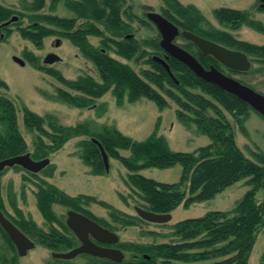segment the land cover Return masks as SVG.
Listing matches in <instances>:
<instances>
[{
    "label": "trees",
    "instance_id": "1",
    "mask_svg": "<svg viewBox=\"0 0 264 264\" xmlns=\"http://www.w3.org/2000/svg\"><path fill=\"white\" fill-rule=\"evenodd\" d=\"M47 1L48 12L44 13L42 11ZM129 1L30 0L23 2L21 11L0 4V23L9 20L13 14H18L19 20L27 19V25L17 31L37 49L42 48L44 39L59 36L67 39L94 65L99 81L89 75L67 80L59 72L41 64L36 56L24 53L32 68L54 77L62 85L63 88L57 89L61 101L76 108H87L94 104L95 99L110 91L118 105L123 103L124 98L129 103L145 98L163 109L168 104L161 94L163 93L178 105L177 120L186 127L194 125L200 134L209 138L210 143L190 153L176 152L170 149L165 137L158 134V123L146 139L136 141L109 126H104L99 131H91L86 124L62 126L53 116H40L22 106L24 126L28 131L38 133L30 153L18 128L14 102L0 95V161L26 153L33 160H42L67 141L84 136L86 139L80 144L82 161L90 168L92 175H102L106 172L100 150L94 142L96 140L108 158H117L130 172L126 183L140 192L144 201L141 208L158 214H169L180 204L188 207L193 203L212 199L227 187L249 178V190L232 210L211 211L202 217L178 222L172 228L170 242L158 245L117 244L122 251L131 254L124 256L121 262L81 255L88 259V264H171L177 261L248 264L258 232L264 226V202L256 200L257 192L264 188V153H255L254 160L243 154L223 111L240 125L250 112L255 111L235 96L199 78L175 58L162 56L159 33L155 37L138 40L133 23L143 26L152 23L147 20L145 13L143 19L135 16ZM160 1L163 5L162 16L178 27L180 37L182 31L192 32L254 57L264 69V46L238 40L231 34V31L247 27L264 35L263 23L256 20L250 10L214 9L213 16L222 27L218 29L192 4L184 5L178 0ZM60 3L72 17H60L53 13ZM141 8L145 12L149 11L148 6ZM257 11L264 12V9L257 7ZM129 35L131 36L127 37ZM90 37L99 39V46L92 45ZM181 47L194 55L204 68L213 66L219 69L220 64L215 59L202 55L192 43L186 41V45ZM147 49H151L152 53ZM110 53L135 63L146 58L145 63L149 65V69L141 70L140 76ZM153 56L165 58L172 76L162 65L152 60ZM0 88L7 89V84L1 79ZM196 90L199 93H195ZM120 150H127L130 155L121 156ZM176 164L182 167V174L180 181L173 184L159 183L135 173L145 168L167 169ZM13 168L21 169L19 166ZM1 175L2 172L0 178ZM184 184H188V193L182 188ZM35 198L43 218L50 224L53 223L47 232L28 220L19 209L15 208L18 218L9 217L1 196L0 211L20 231L27 236H35L40 245L53 252L77 246V240L65 222L58 220L54 214V204L81 213L111 231L115 227L94 216L86 208L88 205L98 204L108 210L110 218L123 227L144 223L137 215H126L92 196H70L45 180L37 184ZM0 237L10 249L7 254L4 248H0V264H17L16 250L1 227ZM54 260L57 263L70 262ZM259 264H264V255Z\"/></svg>",
    "mask_w": 264,
    "mask_h": 264
},
{
    "label": "rangeland",
    "instance_id": "2",
    "mask_svg": "<svg viewBox=\"0 0 264 264\" xmlns=\"http://www.w3.org/2000/svg\"><path fill=\"white\" fill-rule=\"evenodd\" d=\"M24 1L29 2L30 0H0V4L21 11ZM178 1L184 5L192 4L196 6L210 24L218 29H222V27L213 16V10L217 8L250 10L253 17L264 25V12L257 11L258 2L255 0ZM48 3L47 1L46 7L42 12H48ZM129 3L132 5V11L135 16L141 19H143L144 13H147L141 6H148V12L159 14H161L163 6L160 0H130ZM53 13L60 17L73 16L61 3L58 4ZM26 24L27 19H22L21 25L25 26ZM133 26L136 28L135 37L138 40L158 35V31L153 24L143 26L134 22ZM16 30L15 26H11V35L6 40L0 42V79L7 84V89L0 88V95L14 102L17 108L18 128L30 153L33 151V140L38 133L28 131L24 126L22 106H26L40 116L49 114L62 126L86 124L91 131H99L102 127L109 126L116 128L122 134L136 141L146 139L154 131L155 125L158 123V134L164 136L170 149L176 152L190 153L210 143L209 138L200 134L194 125L186 127L177 120L176 111L179 108L178 105L163 93L161 94L168 103L163 109H159L153 101L145 98H140L133 103H129L124 98L123 103L118 105L116 98L110 91L102 97L95 99L94 104L87 108H76L61 101L57 95V89L63 87L54 77L35 70L27 61L25 66H20L14 62L13 57L16 56L24 60V53H32L43 64V60L48 54H55L59 57V61L45 64V66L59 72L67 80H76L78 77L89 75L99 81L96 68L65 38L59 36L48 37L44 39L42 48L37 49L29 41L21 38ZM231 34L238 40L264 46V35L253 29L241 27L236 31H231ZM57 40H59L58 45H56ZM89 41L92 45L99 46V39L90 37ZM174 42L180 46L186 45V40L180 36ZM147 51L152 53L151 49H147ZM163 54H165L164 57L169 56L162 50V56ZM110 55L130 66L140 76L141 70L149 69V65L145 63L146 58L135 63L112 53ZM247 57L251 65L245 72L227 70L221 64L219 70L223 74L264 95L263 65L256 61L254 57L249 55ZM194 92L199 93L198 90ZM223 112L230 121L236 144L243 154L247 158L254 160L255 153H264V117L252 111L240 125L230 114L225 111ZM85 139L86 137L84 136L73 138L57 151L50 153L47 158L50 159L51 167L46 166L35 177L17 168H5L1 171L0 196L9 217L18 218L16 209H19L28 220H32L44 232H47L53 226V223L50 224L43 218L36 206L35 193L37 191V184L41 180H45L56 186L70 196H92L96 200L106 202L126 215L136 216L135 208L143 207L144 201L141 198L140 192L131 188L126 183L130 172L117 158L110 157L108 172L102 175H92L90 168L83 163L81 158L82 148L80 144ZM119 154L128 157L130 152L120 150ZM135 173L159 183L173 184L180 181L182 167L176 164L167 169L145 168ZM248 180L249 178H245L227 187L212 199L196 202L188 207L180 204L171 212V220L162 224L144 221V223L139 222L138 225L123 227L115 223L110 218L108 210L100 205L92 203L86 208L94 216L106 220L111 226L115 227L112 232L118 236L119 240L112 247L121 250L117 247V244L158 245L172 241L170 237L172 228L182 220L202 217L211 211L232 210L249 190ZM182 188L188 193V184H184ZM256 200L264 202V188L257 192ZM52 210L58 220L65 222L66 212L70 209L54 204ZM27 237L34 242L35 247L29 250L24 257H19L16 252L17 264H65L57 263L51 256L53 251L40 245L35 236ZM0 248H4V252L7 254L10 253L9 247L6 246L1 237ZM122 252L125 257L131 255L130 252ZM263 255L264 226L258 232L256 242L248 259V264H259ZM208 263L203 261H177L171 264ZM66 264H88V259L85 256H77Z\"/></svg>",
    "mask_w": 264,
    "mask_h": 264
},
{
    "label": "water",
    "instance_id": "3",
    "mask_svg": "<svg viewBox=\"0 0 264 264\" xmlns=\"http://www.w3.org/2000/svg\"><path fill=\"white\" fill-rule=\"evenodd\" d=\"M256 1L259 2V8L264 9V0ZM146 18L156 27L160 35L159 46L164 52L183 63L199 78L217 86L228 94L235 96L239 100L248 104L259 115L264 117V95L254 91L239 81L226 76L213 66L205 69L192 54L174 42V40L179 36V29L161 14L156 12H147ZM16 20L17 17H12L4 25H8ZM181 35L185 40L191 42L202 55L211 56L218 63L229 70L245 72L250 68L251 63L246 54L243 52L231 50L223 45L200 37L189 31H182ZM130 36L131 35L127 37ZM58 43L59 40L56 41V45H58ZM13 60L16 63L23 65L22 59L14 56ZM152 60L162 65L170 76H172L169 66L164 58L153 56ZM57 61H59L58 56L55 54H48L44 58L43 62L44 64H52ZM94 142L98 145L100 150L105 172H108V156L103 147L96 140H94ZM49 163V158L35 161L30 157L29 153H26L24 155L0 161V171L6 167L20 166L24 170L36 174L44 169ZM135 212L140 219L149 223L162 224L171 220V214L153 213L140 207H136ZM65 224L75 235L77 240L80 242V245L67 252H53L51 253L52 258L70 261L79 255L85 254L100 259L110 260L112 262H121L123 260L124 254L119 249L103 247L95 243L98 242L105 245H114L118 242V236L107 228L102 227L87 216L73 210L67 211ZM0 227L4 230L15 246L19 257L26 256L27 252L35 247L34 242L24 235L16 226H14L1 211ZM145 257L148 258V256Z\"/></svg>",
    "mask_w": 264,
    "mask_h": 264
},
{
    "label": "flooded vegetation",
    "instance_id": "4",
    "mask_svg": "<svg viewBox=\"0 0 264 264\" xmlns=\"http://www.w3.org/2000/svg\"><path fill=\"white\" fill-rule=\"evenodd\" d=\"M12 17H17V20L16 21H13V22H11V23H9L8 25H4L6 22H8ZM22 19H25V18H22ZM9 20H7V21H5V22H2V23H0V42L2 41V40H6V38H8L10 35H11V26H15L16 27V29H18V28H22V27H25V26H22L21 25V22H22V20H19V15L18 14H13L10 18H9ZM17 24H19V25H17ZM17 31V30H16ZM17 33L19 34V32L17 31ZM20 35V34H19ZM22 38V37H21ZM25 40V39H24ZM31 55H33L32 53H30ZM165 54H163V56H164ZM33 56H35V55H33ZM23 58H24V60H23V65H20V64H18V63H16V64H18V65H20V66H25L26 65V61H27V58L24 56V54H23ZM44 61V60H43ZM27 63L29 64V62L27 61ZM44 63V62H43ZM30 65V64H29ZM31 66V65H30ZM210 67V66H209ZM227 69V68H226ZM227 70H229V69H227ZM232 71V70H231ZM2 212V211H1ZM3 213V212H2ZM4 214V213H3ZM4 216H5V214H4ZM6 217V216H5ZM9 221H11V219H9L8 217H6ZM12 222V224L14 225V226H16L15 224H14V222L13 221H11ZM17 227V226H16ZM18 228V227H17ZM31 240V239H30ZM93 242H95L93 239H91ZM78 241V240H77ZM95 243H97V244H99V245H101V246H103V247H111L112 245H105V244H100V243H98V242H95ZM80 245V242L78 241V245L77 246H79ZM14 246V245H13ZM14 248H15V246H14ZM15 250H16V248H15ZM17 252V251H16Z\"/></svg>",
    "mask_w": 264,
    "mask_h": 264
}]
</instances>
